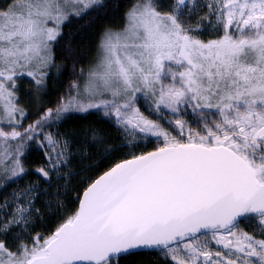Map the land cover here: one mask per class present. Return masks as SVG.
Masks as SVG:
<instances>
[{
	"label": "snow or ice",
	"instance_id": "snow-or-ice-1",
	"mask_svg": "<svg viewBox=\"0 0 264 264\" xmlns=\"http://www.w3.org/2000/svg\"><path fill=\"white\" fill-rule=\"evenodd\" d=\"M0 264H264V0H0Z\"/></svg>",
	"mask_w": 264,
	"mask_h": 264
},
{
	"label": "trees",
	"instance_id": "trees-1",
	"mask_svg": "<svg viewBox=\"0 0 264 264\" xmlns=\"http://www.w3.org/2000/svg\"><path fill=\"white\" fill-rule=\"evenodd\" d=\"M110 19L111 15L97 18L96 14H92L75 22L71 27L65 26L63 41L70 45L78 59L86 61L92 54L95 32Z\"/></svg>",
	"mask_w": 264,
	"mask_h": 264
}]
</instances>
